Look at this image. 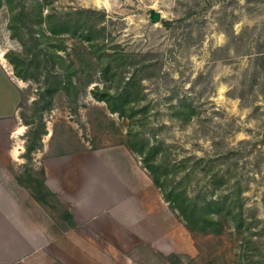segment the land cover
Wrapping results in <instances>:
<instances>
[{"label": "rangeland", "instance_id": "obj_1", "mask_svg": "<svg viewBox=\"0 0 264 264\" xmlns=\"http://www.w3.org/2000/svg\"><path fill=\"white\" fill-rule=\"evenodd\" d=\"M25 1L30 8L40 5L44 17L52 10L68 12L79 8L106 15L99 24L105 31L98 47L91 48L71 36L61 39L66 50L61 55L77 71V96L59 93L52 110L44 115L47 134L42 139L47 140L49 133L52 136L46 153L42 148L34 153L33 173L41 177L39 162L46 156L78 155L114 147L129 149V120L111 114L107 105L91 94L96 86L109 85L100 74L101 65L108 61L106 55L114 50L126 52L131 55L132 65L146 67L141 73L146 77L141 106L148 109L147 120L145 126L137 124L136 129H144L150 143H162L169 169L175 171V184L180 183L190 197L205 186L199 159L205 160L203 166L208 164L218 170L220 155L232 149L241 151L237 163L229 162V177L232 181L240 177L242 181L246 219L260 221H253L244 235L251 234L257 242L253 246L256 253H264V0ZM153 12L161 14L159 23L152 21ZM10 18V9L4 5L0 9V64L15 78L5 54L22 53L23 47L11 36ZM165 21L170 26H165ZM135 68L127 66L125 78L131 77ZM23 85L19 115L24 124L32 122V103L41 85L35 81ZM181 104L194 111L189 122L179 120L188 113L187 109H179ZM25 127L27 142L31 128ZM183 161L185 166L179 165ZM22 162L27 161L22 158ZM24 164L14 165L12 173L22 175ZM157 192L162 196L160 190ZM39 206L45 213L47 233L57 235V240L15 262L5 260L0 250V264H245L241 253L243 233L235 231L230 222H224L220 234L191 232L170 208L171 238L156 236V245L120 248L102 245L92 238L87 240L91 244L88 246L65 236L76 225L70 227L63 204L50 200L44 207ZM253 247L250 253H255ZM85 250L96 260L85 258ZM100 251L105 252L101 262ZM250 258V264H264L258 263V257Z\"/></svg>", "mask_w": 264, "mask_h": 264}, {"label": "trees", "instance_id": "obj_2", "mask_svg": "<svg viewBox=\"0 0 264 264\" xmlns=\"http://www.w3.org/2000/svg\"><path fill=\"white\" fill-rule=\"evenodd\" d=\"M16 1H19L18 5ZM4 5H7L11 12L9 24L11 36L23 47L22 53L9 51L5 54V58L12 65L16 78L23 82H40L41 85L37 91V98L32 103V122L24 123L31 128L23 155L27 162L23 166L22 175L15 177L41 206L44 207L50 200L62 206L57 196L46 186L44 170L41 171V177H37L33 173L31 163L34 153L43 146L42 138L47 134L44 115L52 110L55 97L59 93H65L69 97L77 96V86L74 81L77 71L73 66L67 65L61 55V52L66 51L60 43L61 39L71 36L91 45V48L98 47L102 40L100 37L105 31L99 28V24L106 15L101 11L79 8L68 12L52 10L44 17L40 5L37 8H30L25 0H0V9ZM164 25L170 26V22L165 21ZM106 56L108 61L101 65L100 74L109 85L103 88L96 86L91 94L96 101L105 103L111 114L129 120L128 147L141 158L143 167L151 176L154 185L161 191L164 201L181 216L191 232L220 234L224 222H230L235 231L243 233L241 253L245 264H250V257H258V263L264 262V253L259 250L256 253V248L253 247L257 242L253 241L251 234L244 235L251 229V224L256 219L254 217L246 219L247 210L242 199V181L240 177L235 181L229 177L232 176L230 173L232 164L229 162L233 160L237 163L236 158L241 151L232 149L220 155L218 161L221 163L218 170L214 167L209 168L208 164L203 166L205 160L199 159V171L203 170L205 186L190 197L186 189L179 185L180 183L175 184L173 180L175 171L169 169L170 166L161 147L162 143H150L149 139L144 137V129H136L137 124L141 127L145 126L147 120L148 109L141 106L144 100L142 82L146 78L141 73L146 67H141L140 63L132 65L131 55L126 52L114 50ZM102 59L103 55L100 53L98 60ZM127 66H137L129 78L124 76ZM179 109L182 112L188 110V113H183L179 120L189 122L194 112L192 107L181 104ZM33 124L36 126L34 129H32ZM244 143L241 142V145ZM185 162H180L179 165H184ZM192 172L197 171L193 168ZM64 212L70 227L74 228L73 216L68 211L64 210ZM251 246L256 254L250 253Z\"/></svg>", "mask_w": 264, "mask_h": 264}, {"label": "crops", "instance_id": "obj_3", "mask_svg": "<svg viewBox=\"0 0 264 264\" xmlns=\"http://www.w3.org/2000/svg\"><path fill=\"white\" fill-rule=\"evenodd\" d=\"M23 84L0 64V250L12 262L57 240V235L47 233L44 210L11 170L24 164L26 127L19 115ZM50 136L42 142L44 153ZM39 164L46 186L73 216L76 228L65 233L67 238L88 246V239L97 238L102 245L120 248L153 246L156 236L171 238L172 211L141 159L129 149L46 156ZM86 251L85 258L96 260ZM104 253L100 251V262Z\"/></svg>", "mask_w": 264, "mask_h": 264}, {"label": "water", "instance_id": "obj_4", "mask_svg": "<svg viewBox=\"0 0 264 264\" xmlns=\"http://www.w3.org/2000/svg\"><path fill=\"white\" fill-rule=\"evenodd\" d=\"M151 19L154 23H159L162 20L161 14L158 12H153L151 15Z\"/></svg>", "mask_w": 264, "mask_h": 264}]
</instances>
